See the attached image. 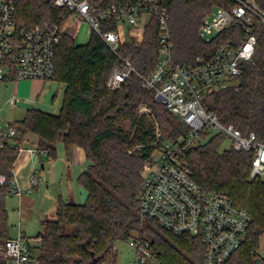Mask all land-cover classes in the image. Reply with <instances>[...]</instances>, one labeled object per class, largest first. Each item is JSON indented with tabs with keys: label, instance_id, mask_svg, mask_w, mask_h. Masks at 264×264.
<instances>
[{
	"label": "trees",
	"instance_id": "obj_1",
	"mask_svg": "<svg viewBox=\"0 0 264 264\" xmlns=\"http://www.w3.org/2000/svg\"><path fill=\"white\" fill-rule=\"evenodd\" d=\"M123 0H91L97 9L120 4ZM261 5L260 0H257ZM227 0H159V7L168 12V28L174 64L192 63L198 56H208L213 47L235 42L242 37L239 26L222 32L210 44L198 37L203 18ZM65 11L56 8L52 0H16L13 20L16 31L30 29L42 23H57L63 27ZM115 29L114 22L103 23L102 31ZM158 19L153 16L144 27L140 42L127 40L120 54L130 57L141 75H148L155 66L158 52ZM253 64L242 65L236 84L208 94L203 107L214 113L223 125H232L242 133L253 132L264 141V29L256 24ZM12 69V63H9ZM116 57L102 39L90 32L88 42L75 44L64 30L54 54L53 82L64 86V95L57 115L35 109L26 111L17 122V141L46 150L55 158V145L78 146L83 149L86 169L77 177V184L86 192L82 203L56 201L55 217L41 222L35 248L39 264H89L93 260L111 257L114 245L144 231L159 264H203L204 245L200 239L176 236L162 229L153 220L139 217L138 195L141 170L148 160L155 140L150 125L138 107L145 105L157 120L161 140L184 136L188 129L162 104L154 93L141 86L139 78L131 75L116 91L106 88L107 77ZM10 74H14L13 71ZM128 119L134 127L130 133L119 127ZM34 134L35 141L27 135ZM205 133L202 138L205 137ZM226 137L215 133L204 143L200 141L187 154L190 176L203 191L225 194L236 207L252 217L234 264H252L250 253L257 249L264 234V183L251 179V154L222 147ZM140 143L133 153L129 148ZM17 151L12 147L0 149V174L9 179V171ZM40 157V155H39ZM7 187L0 188V242L7 237V213L4 199ZM144 222L142 228L140 225ZM97 262V264H98ZM0 264H6L0 258Z\"/></svg>",
	"mask_w": 264,
	"mask_h": 264
},
{
	"label": "built area",
	"instance_id": "obj_2",
	"mask_svg": "<svg viewBox=\"0 0 264 264\" xmlns=\"http://www.w3.org/2000/svg\"><path fill=\"white\" fill-rule=\"evenodd\" d=\"M15 1L0 0V82L12 71L17 80L52 81L55 49L64 26L77 20L88 24L90 32H95L117 59L107 77L106 88L116 91L135 75L144 89L154 93L156 102L188 129L184 136L173 140H161L159 130L155 131L152 144L156 148L141 170L138 195L141 221L153 220L176 236L200 239L205 249L203 264H234V256L245 239L252 217L246 210L234 206L227 195L201 190L190 176L187 154L203 134L214 131L224 135L233 150L249 152L250 178L264 180V141L253 132L242 133L232 125H223L214 113L203 107L208 94L235 85L242 65L253 64L254 29L256 24L264 29V0H260L261 5L257 0H227L214 7L200 24L199 39L210 44L222 32L236 26L240 27L242 37L219 44L208 56H198L187 64L172 62L168 12L165 7H159V0H123L103 9H97L91 0H52L56 8L68 13L66 17L61 14L63 27L45 22L20 31H16L13 20ZM153 16L158 19L157 60L152 71L144 76L135 69L130 57L120 54L123 44L120 29H126L140 42L144 27ZM111 21L115 29L102 31V24ZM140 110L150 112L146 106ZM8 146L17 154L9 179L0 174V188L7 187L6 198L20 200L24 192L18 180L20 159L39 155L50 158L46 150L38 152L33 145L19 143L17 125L0 122V149ZM28 181L31 187L26 192H32L41 179L33 174ZM38 241L37 237L28 239L17 228L14 237L7 236L0 242V258L6 264H39L32 252ZM129 241L134 256L128 264H159L149 239L135 236ZM250 258L252 264H264V238H260Z\"/></svg>",
	"mask_w": 264,
	"mask_h": 264
},
{
	"label": "rangeland",
	"instance_id": "obj_3",
	"mask_svg": "<svg viewBox=\"0 0 264 264\" xmlns=\"http://www.w3.org/2000/svg\"><path fill=\"white\" fill-rule=\"evenodd\" d=\"M77 29V36H76V43L77 44H85L87 42L89 34H90V28L88 24L82 22V21H75V23H68V25H65L63 30L65 32H70L73 28ZM121 31V40L124 43L128 40V31L126 29H120ZM236 84V83H235ZM26 86L24 84L20 85V98L24 99V95L26 93ZM56 90V95L54 99V103L52 105V109H54V112H58L59 108L62 105L63 95H64V86L62 84H58L53 81H48V83L45 84L43 91L41 92V96L39 97L38 101L43 102L45 99L47 93L54 92ZM9 93V88H4V93L1 99L0 103V120L2 121H8V122H14L17 125V122L22 120L26 110L23 105V103L14 105L11 102L6 101ZM155 100V99H154ZM156 102V100H155ZM158 103V102H156ZM159 104V103H158ZM145 106V105H141ZM141 106L138 107V114L144 115L145 118V126L147 127L150 125L152 128V131L155 133L157 129L159 130L160 134V127L155 119L153 112L150 108V112H143L141 111ZM36 110V109H35ZM42 112V111H41ZM46 113V112H44ZM49 114V113H48ZM174 117V116H173ZM119 127H121L124 131H127L130 133V136L134 134V127L131 126V122L128 119H123L118 124ZM215 134L214 131L209 132L205 135L204 138H200V142L204 143L207 140H209L213 135ZM29 141H35L36 137L34 134H28L27 135ZM230 146V141L225 138L222 147H228ZM141 148L140 143L134 144L132 147L129 148V152L133 153L134 151H138ZM155 145L153 144V148L150 152V155L155 150ZM47 159V158H46ZM51 160V159H49ZM28 172L24 171L22 173V182H26V174ZM262 183H264V180H260ZM57 188H53L52 186L49 187L48 193L46 194L44 192L43 186H40L37 190H34L33 192H23L20 200L19 198H5L4 199V206L7 213V236L14 237L16 235L17 231V223H18V217H19V203L21 206L20 211V217L21 218V226L22 231L24 232L25 236L28 239H32L38 232L41 231V222L44 220L43 218H54L55 214L53 215V209L54 205H56L57 201ZM145 225L144 222L141 223V227L143 228ZM134 236H142L145 238H149L147 233L143 230H141L140 233L135 234ZM260 238H264V234L261 235ZM260 243V239H259ZM258 243V244H259ZM33 255L37 257L38 250L37 248L32 249ZM114 254H115V260L114 262H111V257L105 258L103 261H99L98 264H128V262L133 258L134 251L132 247L130 246V241H118L114 245Z\"/></svg>",
	"mask_w": 264,
	"mask_h": 264
},
{
	"label": "crops",
	"instance_id": "obj_4",
	"mask_svg": "<svg viewBox=\"0 0 264 264\" xmlns=\"http://www.w3.org/2000/svg\"><path fill=\"white\" fill-rule=\"evenodd\" d=\"M66 25H68V23ZM76 32H77L76 27L75 29L73 28L70 32H68V34L74 39L75 44H77ZM135 35L139 36L140 34H138V32H135ZM128 36L130 37L128 38L129 40L135 41L130 34H128ZM87 42H85V44ZM46 83H48V81L17 80L14 74H8L6 75L4 81L0 82V103L4 93V88L8 87L9 93L6 101L11 103L13 102L12 104L14 105L23 103L26 111L29 109H36L49 114L57 115L61 107L56 113L54 112V109H52V105L54 103V99L56 95V90L54 92L47 93L43 102L38 101ZM22 84H24L27 88L26 93L23 94L25 97L24 99L20 98V93H19L20 85ZM0 122L16 124L14 122H8L2 120H0ZM86 166H87V161L85 158V153L82 148L78 146L67 147L63 143H57L55 145L54 159L49 160L46 159L44 156L29 159L27 156H23L17 165L18 180L22 189L26 192V190L31 187L28 179L30 175L34 174L40 177L41 182L38 184L37 187H35L32 190V192L34 190H37L40 186H43L44 192L47 194L49 187L52 186L53 188L58 189L56 191V193L58 194L57 199L60 197L66 202L79 204L84 201L86 197V192L77 184V177L81 172H83L86 169ZM24 171L28 172L26 174V182L21 181L22 173ZM10 198H15V197H10ZM55 208L56 205H54L53 215L55 214ZM20 211L21 209H19V217H20ZM19 217H18L17 228H19L22 231V226L20 221L21 218L19 219ZM43 219H47V218H43ZM36 235L32 238H35Z\"/></svg>",
	"mask_w": 264,
	"mask_h": 264
},
{
	"label": "water",
	"instance_id": "obj_5",
	"mask_svg": "<svg viewBox=\"0 0 264 264\" xmlns=\"http://www.w3.org/2000/svg\"><path fill=\"white\" fill-rule=\"evenodd\" d=\"M97 262H98V259H95V260H93L91 263H89V264H97Z\"/></svg>",
	"mask_w": 264,
	"mask_h": 264
}]
</instances>
